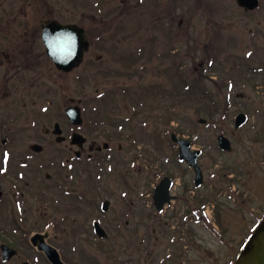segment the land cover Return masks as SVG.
<instances>
[{
  "label": "rangeland",
  "instance_id": "obj_1",
  "mask_svg": "<svg viewBox=\"0 0 264 264\" xmlns=\"http://www.w3.org/2000/svg\"><path fill=\"white\" fill-rule=\"evenodd\" d=\"M52 18L83 25L90 48L85 61L68 74L54 69L43 54L44 78L37 99L44 113L42 124L51 126L53 118H64V108L73 97L75 103L80 100L84 117L76 130L86 137L97 138L99 143L104 140L97 137V132L89 134L85 107L91 100L101 104L103 112L98 117H108L101 129L114 131L115 125L110 123L123 127L118 129L119 138L110 140L113 143L108 153L115 159L101 165L102 179L87 192L90 199L85 178L80 176L85 153L76 161L79 171L71 182L57 189L52 185L56 181L53 178L55 181L30 188L26 204L31 219L25 237L29 239L34 231H47L48 241L63 259L66 254L73 260L83 251L96 262L119 264V243L131 245L135 238L140 243L149 239V217H139L137 212L149 211L145 204L151 202L155 176H162L164 169L175 172L183 168L177 146L170 140L171 132L187 137L193 148L202 150L200 164L205 174L235 162L237 168L244 167L245 157L264 150V130L259 137L254 130L264 121V0H259L252 11H244L236 0H0L1 47L9 51L7 43L13 38L14 44L21 43V50L29 51L31 41L36 42L31 38L39 37L41 25ZM100 55L102 59L97 60ZM154 86L161 92L147 90ZM188 89L207 91V98L218 108L212 119L182 96ZM240 111L247 115V122L235 129L233 121ZM199 117L207 121L200 124ZM219 133L233 134L231 152L217 150ZM31 141L28 136L27 144ZM66 142L56 146L53 141L52 150L37 155L43 164L37 166L43 177L52 173L46 166L47 158L57 161L68 155L63 148ZM66 172L62 169L63 174ZM238 180L244 190L247 185L264 190V164L256 160ZM217 185L210 183L202 194ZM62 191H70L71 198L78 197V202L62 200ZM84 195L86 202L79 198ZM104 199L110 200L106 212L101 210ZM216 199L230 202L223 196L216 195ZM55 200L59 203H53ZM227 207L226 211L235 216L238 243L246 237L240 230L243 222L231 212L230 205ZM95 220L108 232L104 241L94 233ZM253 221L247 220L246 225ZM7 238L0 234V243H7ZM100 242L108 244L106 255L100 250ZM23 248L14 260L26 258L30 264H48L29 241L27 249Z\"/></svg>",
  "mask_w": 264,
  "mask_h": 264
},
{
  "label": "flooded vegetation",
  "instance_id": "obj_2",
  "mask_svg": "<svg viewBox=\"0 0 264 264\" xmlns=\"http://www.w3.org/2000/svg\"><path fill=\"white\" fill-rule=\"evenodd\" d=\"M12 39L10 38L7 43L6 48H9V51L0 45V213L6 211L0 216V234L7 235V244L17 249L18 253L14 257L16 258L24 250L23 247L26 249L28 247V239L25 236L31 215L28 213L26 199L27 193H32L30 188L43 185L45 181H55L53 178H56V181L52 182V185L57 189L71 182L75 177V171H79L76 169V159H80L82 153H85V166L80 176L81 179L85 178L86 194L90 199L88 193L93 183L102 179L100 177L102 166L106 161L115 159L108 150L112 149L113 141L110 140L119 138V131L97 132L98 127L92 124V114L96 109L93 110V105H89V134L97 132V137L104 134V140L99 143L97 138L86 137L80 148L81 154L77 157V148L71 141V136L76 130L66 118L62 117L60 120L58 117L53 118L51 126L44 127L42 124L44 113L39 109L40 104L37 101L40 96L38 89L44 78L42 72L44 47L38 42V39L41 41L40 36L31 38L36 42L32 44L31 41L29 51L21 50V43L14 44ZM72 98L69 97L70 102ZM55 123L60 124L62 134L65 136L62 143L68 141L67 145L63 146L68 155L65 158L64 156L58 158L57 161L47 158L46 166L52 169V173L47 172L43 177L37 167L43 164L39 162L37 155L42 154L44 150L47 152L52 150L53 141L56 146L62 144L56 141V136L51 132ZM28 136L32 141L27 144ZM228 137L234 145L233 134ZM104 142L108 146L98 149ZM33 144L42 145V150L35 151L31 148ZM117 150L119 152V144ZM217 150L220 151V148ZM57 151L60 152L58 149ZM200 158L201 155L198 160L202 179L198 186L194 170L187 163H184L181 170L172 172L171 169H164L165 173L162 176H155L157 182L153 184L151 202L145 204L149 211L137 212L139 217L146 215L149 217V239H143L140 243L138 238H135L134 244L131 245L119 243V264H234L247 237L264 217V190L251 189V185H247L244 190L245 188L239 186L238 179L256 163V160H260L261 166L264 164V150L245 157L244 167L237 168L236 162L225 164L221 168H213L211 174H205ZM117 161L119 162V159ZM215 161L216 158L212 162ZM62 169L68 172L63 174ZM163 177H168L170 184L169 199L161 210H158L153 203V193ZM212 182H218V185L207 194H202L203 189ZM62 192V200L71 198L70 191ZM216 195L223 196L230 202L219 201ZM80 197L85 199V195ZM226 204L231 206V212L243 222L240 230H244L246 237H242L238 243L234 236L235 216L226 211L228 210ZM136 205L139 209L138 201ZM207 207L210 210L208 213ZM249 219L254 220L253 226L246 225ZM133 230L138 232L137 228ZM100 246L103 255H106L108 244L100 242ZM14 258L9 260L1 258L0 264H12L14 261L23 264L28 261L24 258L20 262ZM64 258L65 264H75L74 259L71 260L68 256Z\"/></svg>",
  "mask_w": 264,
  "mask_h": 264
},
{
  "label": "water",
  "instance_id": "obj_3",
  "mask_svg": "<svg viewBox=\"0 0 264 264\" xmlns=\"http://www.w3.org/2000/svg\"><path fill=\"white\" fill-rule=\"evenodd\" d=\"M236 3L245 10H253L259 5V0H236ZM41 37L47 55L59 69L66 71L79 65L89 45V42L85 38L83 28L75 23H61L57 20H48L42 28ZM66 113L74 124L82 123L81 109L79 106L67 108ZM244 121L245 115L242 113L238 114L235 120L236 127L241 125ZM54 132L58 133L59 130L55 129ZM62 139L63 137L57 138L59 141ZM171 139L179 145V157L185 159L193 166L196 173V182L199 183L201 176L200 169L197 165L199 150H190V142L184 138H178L174 133H171ZM72 140L82 146L85 138L79 133H74ZM218 144L225 150L231 149L229 140L223 135L218 136ZM168 188L167 178H164L156 187L154 199L159 209L168 199ZM107 205L108 201H105L103 208L106 209ZM95 229L99 236H106V232L97 222L95 223ZM43 238V235L36 234L31 240L37 245L38 249L45 252L53 264H63L56 249L47 244ZM1 249L5 259H9L16 252L14 249L4 244L1 246ZM234 264H264V218L240 251Z\"/></svg>",
  "mask_w": 264,
  "mask_h": 264
},
{
  "label": "trees",
  "instance_id": "obj_4",
  "mask_svg": "<svg viewBox=\"0 0 264 264\" xmlns=\"http://www.w3.org/2000/svg\"><path fill=\"white\" fill-rule=\"evenodd\" d=\"M212 60L213 59H210V61H212ZM147 90L156 91V90H159V86L148 87ZM147 90L144 89L145 93H147ZM159 91L161 92V89ZM196 92H197L196 90L188 89L184 93L182 92V96H185V99L188 100L187 102L189 104L196 105V109L199 112L203 113L206 116L212 117L216 113V111H218L216 104L211 103L212 101H210L209 98H207V96H206L207 91L201 90V91H198L197 93ZM172 94H173V92H172ZM191 99H193V100H191ZM121 127H123V125H121L119 128H121ZM119 135H120V133H119Z\"/></svg>",
  "mask_w": 264,
  "mask_h": 264
}]
</instances>
